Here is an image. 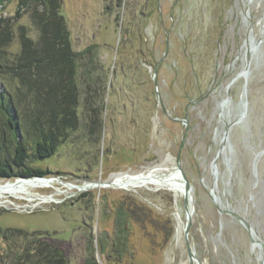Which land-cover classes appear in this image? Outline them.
<instances>
[{
    "label": "rangeland",
    "instance_id": "rangeland-1",
    "mask_svg": "<svg viewBox=\"0 0 264 264\" xmlns=\"http://www.w3.org/2000/svg\"><path fill=\"white\" fill-rule=\"evenodd\" d=\"M30 9L0 4L11 58L22 30L39 34ZM61 13L74 50L91 48L77 60L81 124L28 162L49 171L28 178L53 183L0 197V264H31L38 237L71 264H191L184 196L179 216L165 188H77L159 165L194 187L189 241L202 264H264V0H62Z\"/></svg>",
    "mask_w": 264,
    "mask_h": 264
},
{
    "label": "trees",
    "instance_id": "trees-1",
    "mask_svg": "<svg viewBox=\"0 0 264 264\" xmlns=\"http://www.w3.org/2000/svg\"><path fill=\"white\" fill-rule=\"evenodd\" d=\"M5 1L0 0L2 7ZM20 3L30 5L39 34L33 38L22 30L21 50L11 58L7 55L9 29L0 32V177L4 178L46 175L49 171L30 167L28 162L53 156L80 128L79 112L84 104L77 60L91 50H74L67 20L61 13L62 0ZM88 91L85 108L99 114L101 106L95 105L94 95ZM2 235L8 236L7 230L1 231ZM38 239L33 249L23 253L26 261L71 264L62 249Z\"/></svg>",
    "mask_w": 264,
    "mask_h": 264
},
{
    "label": "bare ground",
    "instance_id": "bare-ground-1",
    "mask_svg": "<svg viewBox=\"0 0 264 264\" xmlns=\"http://www.w3.org/2000/svg\"><path fill=\"white\" fill-rule=\"evenodd\" d=\"M176 164V163H175ZM174 164V165H175ZM167 165V164H166ZM54 178H31V179H19L17 181H8L6 183H0V197L3 195H17L25 192L29 187L43 186L47 187L50 183H53ZM60 182V181H59ZM112 182V181H110ZM110 182L100 184V183H86L83 186H78L80 190L92 189L95 187H106V186H115L120 188H135L140 186L155 188H165L172 191L175 195V202L177 204L178 215L180 216L179 209V197L185 195V184L181 179L179 167L168 168L164 166H155L148 169L145 172L130 174V173H119L114 176V183L109 184ZM69 188H74L71 184H67ZM192 195V192H191ZM193 201V200H192ZM180 221V220H179ZM182 221V220H181ZM180 236V228L177 231V237ZM190 239V238H189Z\"/></svg>",
    "mask_w": 264,
    "mask_h": 264
},
{
    "label": "water",
    "instance_id": "water-1",
    "mask_svg": "<svg viewBox=\"0 0 264 264\" xmlns=\"http://www.w3.org/2000/svg\"><path fill=\"white\" fill-rule=\"evenodd\" d=\"M157 71L158 69L156 66L155 71H154V76H157ZM178 159H179V156H178ZM179 171H180L181 179L184 181V184H185V195H184V205H185V210H186L185 235H186V242H187V247H188L189 256H190V262L191 264H194V262L197 261L198 264H202V262L197 257L195 250H193V248L191 247L190 241H189V232L191 228L192 214H193V208H192L193 195H191V192L194 189V187L189 181L187 174L183 171V169L180 166H179ZM21 179H30V178L23 177ZM109 184H115V183L110 182Z\"/></svg>",
    "mask_w": 264,
    "mask_h": 264
},
{
    "label": "flooded vegetation",
    "instance_id": "flooded-vegetation-1",
    "mask_svg": "<svg viewBox=\"0 0 264 264\" xmlns=\"http://www.w3.org/2000/svg\"><path fill=\"white\" fill-rule=\"evenodd\" d=\"M1 178H4V177H1Z\"/></svg>",
    "mask_w": 264,
    "mask_h": 264
}]
</instances>
